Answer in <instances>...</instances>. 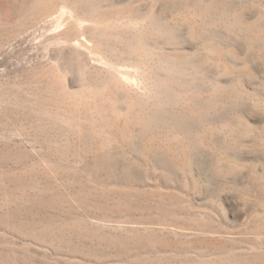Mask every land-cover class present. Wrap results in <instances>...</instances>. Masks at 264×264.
Returning <instances> with one entry per match:
<instances>
[{"label":"rangeland","instance_id":"374dc122","mask_svg":"<svg viewBox=\"0 0 264 264\" xmlns=\"http://www.w3.org/2000/svg\"><path fill=\"white\" fill-rule=\"evenodd\" d=\"M0 264H264V0H0Z\"/></svg>","mask_w":264,"mask_h":264}]
</instances>
